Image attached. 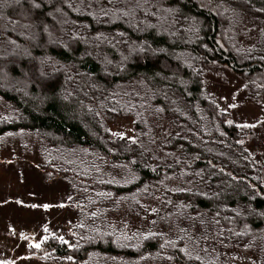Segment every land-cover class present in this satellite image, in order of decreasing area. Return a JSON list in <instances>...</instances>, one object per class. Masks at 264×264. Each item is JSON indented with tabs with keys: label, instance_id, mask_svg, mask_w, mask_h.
Returning <instances> with one entry per match:
<instances>
[{
	"label": "trees",
	"instance_id": "trees-1",
	"mask_svg": "<svg viewBox=\"0 0 264 264\" xmlns=\"http://www.w3.org/2000/svg\"><path fill=\"white\" fill-rule=\"evenodd\" d=\"M246 20L264 26V0H0V145L33 138L76 208L72 244L47 233L31 248L41 262L218 264L184 236L125 240L113 228L121 204L162 185L184 221L264 257V166L201 68L226 66L248 91L264 90V39L238 44ZM26 44L33 59L16 56ZM127 116L133 138L108 126ZM153 118L171 126L167 140Z\"/></svg>",
	"mask_w": 264,
	"mask_h": 264
},
{
	"label": "rangeland",
	"instance_id": "rangeland-1",
	"mask_svg": "<svg viewBox=\"0 0 264 264\" xmlns=\"http://www.w3.org/2000/svg\"><path fill=\"white\" fill-rule=\"evenodd\" d=\"M33 8L37 10L35 4ZM238 34L240 47L252 48L264 39V26L246 20L239 24ZM29 48L26 44L16 56L32 58ZM201 68L207 89L221 109L249 135L247 147L264 166V90L256 94L248 91L244 81L226 66L201 64ZM0 78L5 81L7 75L2 73ZM151 122L154 134L161 141L167 140L171 126L157 118ZM108 126L116 135L135 136L132 117H116ZM38 150L35 140L28 136L9 138L0 145V264H44L31 248H36L47 233L73 242L71 226L77 216L76 208L70 203L69 185L43 168L45 162ZM178 184L172 181L166 185L171 190ZM164 186H159L153 197L143 198L135 207L121 204L108 217L125 240L151 230L165 231L172 237L184 236L187 249L192 247L198 256L211 257L218 264H264L263 253L218 244L214 232L210 234L184 221L178 211L176 215L165 203Z\"/></svg>",
	"mask_w": 264,
	"mask_h": 264
}]
</instances>
